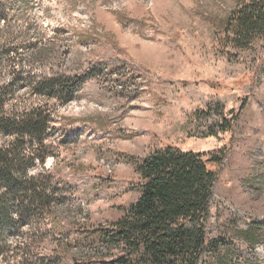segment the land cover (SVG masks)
Masks as SVG:
<instances>
[{"label":"rangeland","instance_id":"obj_1","mask_svg":"<svg viewBox=\"0 0 264 264\" xmlns=\"http://www.w3.org/2000/svg\"><path fill=\"white\" fill-rule=\"evenodd\" d=\"M250 1L0 0L3 76L38 80L101 64L53 112L48 132L66 141L46 164L75 190L53 209L57 216L68 210L75 226L107 225L137 200L136 163L153 150H222L223 162L211 166L217 180L208 228L234 262L252 257L236 228L264 224V29L247 44L233 30L235 13ZM34 96L19 86L6 108L35 107ZM228 122L230 132L222 130ZM44 223L52 231L50 219ZM22 230L23 238L8 230L2 238L27 245L30 231ZM71 234L67 249H84ZM27 248L30 264H45L51 246ZM261 250L264 256V244Z\"/></svg>","mask_w":264,"mask_h":264},{"label":"trees","instance_id":"obj_2","mask_svg":"<svg viewBox=\"0 0 264 264\" xmlns=\"http://www.w3.org/2000/svg\"><path fill=\"white\" fill-rule=\"evenodd\" d=\"M235 15V37L247 44L264 29V0L244 3ZM100 65L92 64L75 74L42 73L38 80L18 72L3 76L0 71V264H30L27 247L45 245L51 246L43 256L45 264L263 263V223L248 220L237 226L238 238L253 252L241 262L233 261V250L208 228L217 180L211 166L223 162L222 150L195 153L173 146L153 150L136 163L137 200L122 207V215L107 225L75 226L64 217L68 210L56 215L53 209L65 205L66 194L75 190L56 177L53 163L46 164L49 157L57 158L58 147L66 141L64 135L56 142L48 132L53 112L69 102L76 86ZM19 86L38 98L35 107L13 104L6 108ZM232 124H223L222 130L230 132ZM45 219H50L52 231L42 228ZM27 226V245L10 246L2 238L7 230L16 239L23 238L22 227ZM71 232L72 241L84 249H67Z\"/></svg>","mask_w":264,"mask_h":264}]
</instances>
